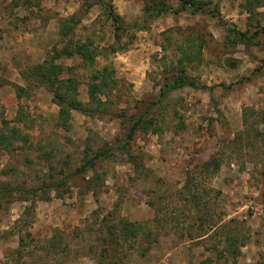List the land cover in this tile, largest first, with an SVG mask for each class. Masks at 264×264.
I'll return each instance as SVG.
<instances>
[{
	"label": "rangeland",
	"instance_id": "1",
	"mask_svg": "<svg viewBox=\"0 0 264 264\" xmlns=\"http://www.w3.org/2000/svg\"><path fill=\"white\" fill-rule=\"evenodd\" d=\"M240 2L207 0L206 12L146 19L143 0H112L126 29L118 38L100 4L86 11V0H0L3 182L29 188L63 178L123 138L133 114L148 109L158 123L97 162V198L80 174L61 192L0 196V264H264V33L249 46L230 42L228 28H257L247 26ZM73 14L82 17L74 38L90 36L107 49L93 64L78 55L56 60L61 78L76 77L79 99L95 108L73 110L65 126L52 92L21 72L68 43L62 26ZM181 43L194 57L186 74L212 89L184 87L154 105L179 72ZM105 66L117 87L100 95V104L90 99L89 82ZM249 201L252 207L242 208ZM108 219L144 224L146 232L116 244L103 225ZM20 235L21 258L12 252ZM55 237L58 247L45 248Z\"/></svg>",
	"mask_w": 264,
	"mask_h": 264
},
{
	"label": "trees",
	"instance_id": "2",
	"mask_svg": "<svg viewBox=\"0 0 264 264\" xmlns=\"http://www.w3.org/2000/svg\"><path fill=\"white\" fill-rule=\"evenodd\" d=\"M86 11L92 5L100 4L103 8V14L107 19L111 20L112 24L116 29V36L120 38L121 34L126 30L122 24L119 23L121 17L114 10L112 0H95L94 2H88L86 0ZM144 7L143 13L146 19H154L165 15L168 12H174L176 14L182 11H189L192 14L199 12H206L205 5L207 0H176L177 6H174L172 1L174 0H143ZM212 0H209L211 2ZM239 7L242 11L247 13V26L251 27L254 24L257 25V28L253 33H249L250 29L247 30H233L228 28V38L230 42L234 44H244L249 46L254 38L264 33V28L261 26V20L264 19V10H260L264 8V0H241ZM210 13L214 14L215 10L210 11ZM215 15V14H214ZM69 21L74 22V24H69ZM82 22V17L76 14H73L69 17V19L63 22L62 32L63 37L68 36V43L65 44L61 49L54 50L52 53L53 56L48 58L42 63L30 66L26 70H23L22 76L25 79H36L37 82L46 85V87L52 92L54 101L59 105V118L61 125H67L69 119L72 117V111L77 110L83 113H92L95 111V108H91L88 104L84 103L79 99L78 95V79L76 77H68L66 79L61 78V74L63 73L64 66L56 60L63 56L72 57L74 55H78L82 58L83 63L93 64L97 56L103 53V50H106L107 47L97 46L95 41L89 36L87 39H75L74 35L76 32L74 31L75 25H78ZM67 38V39H68ZM187 43L190 44V37L187 38ZM103 48V49H102ZM115 46H112V50L117 51ZM181 52V56L177 60V68L179 69L178 74H176L172 79L166 81L163 86L160 88L158 99L156 102H152L154 105L158 103V101L165 100L174 90L181 89L184 87H192L196 89H212L211 86L202 83L198 79L194 77H190L186 74V62L190 60H194L192 53L190 52L191 45L186 47L183 43L179 44L178 48ZM102 50V51H101ZM114 70L109 69L108 66H105L101 70L95 71L91 76V81L89 82V97L92 101H99L98 103L102 104L103 102L100 95H105L107 90L113 89L117 87V80L113 76ZM17 91L19 96L23 94L24 88L21 86H17ZM151 105H149V108ZM148 113V109L142 111L140 114H133L130 118L131 124L128 127L127 134L124 135L123 138H118L117 143L108 146L106 149H102L99 151H95L93 154L85 156L83 158V163L80 166H77L71 172L63 171V178H56L54 180L49 181L45 179L39 186H31L29 188L25 186L12 185L10 182H3L0 179V196L8 197V200L12 199H22L28 200L32 197L38 195L39 191L43 193H47L48 190L61 192L60 188H62L66 183L71 180H75L76 176L81 175L83 179H85L86 187L88 190H92L95 197L98 196V190L101 186L100 175L97 174L96 165L99 160L104 157L109 156L112 152L116 150H126L130 143L134 140L135 135L138 131H146L148 132L152 129V126L157 125L156 117L151 116L149 118L146 117ZM262 120L264 121V113L262 115ZM181 129V128H179ZM13 136L16 138L21 137V139L27 140V138L19 133V131L14 132ZM16 135V136H15ZM136 168L140 166V162L137 160H132ZM218 166V163L216 164ZM91 172L92 174L86 178V174ZM48 196H44L46 199ZM108 219V221L104 222V226L107 227L110 235L114 239L116 244L119 241L116 238H121L124 241H128L130 237L138 238L140 235L146 232V226L144 224H140L137 222H131L129 220L121 219L117 222L115 220ZM112 223V224H111ZM27 235H30L29 233ZM106 241V240H105ZM25 246L24 237L22 235L19 236L18 247L12 250L13 253L19 255V257H23V248ZM54 247H58L57 238H53L49 245L45 248L52 249ZM112 249L117 251L116 246H112ZM108 250V248H104L103 252ZM239 253V252H238ZM118 264H125L123 260H119ZM236 264V262H235Z\"/></svg>",
	"mask_w": 264,
	"mask_h": 264
},
{
	"label": "built area",
	"instance_id": "3",
	"mask_svg": "<svg viewBox=\"0 0 264 264\" xmlns=\"http://www.w3.org/2000/svg\"><path fill=\"white\" fill-rule=\"evenodd\" d=\"M251 204H252V201L245 202V203L243 202V204H242V208H244V209H249V208L252 207Z\"/></svg>",
	"mask_w": 264,
	"mask_h": 264
}]
</instances>
